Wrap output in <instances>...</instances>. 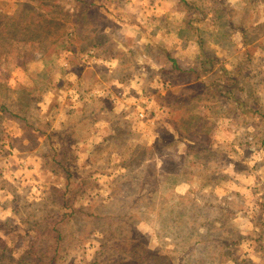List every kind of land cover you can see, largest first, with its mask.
Instances as JSON below:
<instances>
[{"label":"rangeland","instance_id":"1","mask_svg":"<svg viewBox=\"0 0 264 264\" xmlns=\"http://www.w3.org/2000/svg\"><path fill=\"white\" fill-rule=\"evenodd\" d=\"M157 24L219 52L226 110L169 94L167 114ZM228 113L254 124L211 149L207 115ZM262 186L264 0H0V264H263Z\"/></svg>","mask_w":264,"mask_h":264},{"label":"crops","instance_id":"2","mask_svg":"<svg viewBox=\"0 0 264 264\" xmlns=\"http://www.w3.org/2000/svg\"><path fill=\"white\" fill-rule=\"evenodd\" d=\"M174 13V11H173ZM122 32H125L127 30H130V28L134 27H140L141 24H116ZM182 26V24H157L155 25V28L158 29H164L165 27L168 28L167 32H170L172 36L170 35V38L163 39V40H157V37H151L153 42H150L152 44H146V49L152 56V63L154 64L152 66V69L150 70L152 74L155 76H158V78L162 79L164 82H167L170 87L166 89L164 92H161V97L159 99V104L162 105L164 108H166V112L168 114V111L172 112V117L174 119L176 118L179 110L176 108L175 105H171L168 100L167 96L169 94H173L174 98L177 99L178 102H188L185 104L190 103H196L201 110L206 111L209 110V112L214 110H226L228 103L222 101L221 99L217 100L216 98L207 97V94H210L211 92L220 94L226 93L223 89H227L226 85L224 84L226 80L228 81L229 75L231 74L226 70L227 66H223L222 63H218L220 59L219 58V52L216 51L213 56H209L208 53L204 49V42L203 39H195L190 40L186 36L183 35L182 31H175V27L177 26V29H179V26ZM141 28V27H140ZM181 29V27H180ZM156 36V35H155ZM156 52L155 55L152 54V52ZM218 55V56H217ZM219 64V67L217 66ZM225 67V68H224ZM230 91V90H229ZM219 95V96H220ZM223 95H221L222 97ZM187 97V98H186ZM224 97V96H223ZM187 99V100H185ZM175 101V103L177 102ZM227 103V104H225ZM115 105H113L114 107ZM114 109V108H113ZM117 109V108H116ZM115 109V111H116ZM92 116L94 120L98 119L99 111H97V108L93 112ZM241 118H237L235 115L232 116L229 113L227 115H207V119L210 124L214 126V135L211 140V149H217L218 147L226 144V139H224L221 136L220 131L223 132V135H225L224 126L228 128L229 126L234 128V130L238 133H240L243 126L247 124H254L253 122L244 123V119L241 120ZM23 130V129H22ZM226 132V131H225ZM19 136L20 140L23 141H29L27 137L25 136V132H21L20 134H17ZM41 138V137H39ZM37 141H40V139H37ZM30 142V141H29ZM187 143H184L182 146L183 149L177 151L176 155L179 157L185 156L187 148L189 145H193V141L191 139H187ZM187 144V145H186ZM186 147V150H184ZM17 153V159L23 163V165H28V167H32L30 169H34L35 166H30V160L31 158H35L30 155V152H15L11 153L10 156H13ZM223 155L224 153L221 152ZM38 157V156H36ZM28 163V164H27ZM19 167V166H17ZM21 173L17 172V175H19L22 178V181L17 182V187H21L23 185H29L30 181H24V176L28 177L27 172H29L28 169H25L24 166L20 168ZM7 172V171H6ZM9 174V172H7ZM10 175V174H9ZM29 180V179H28ZM19 183V184H18ZM14 185V184H13ZM21 185V186H19ZM185 186H188V183H185ZM221 188H225V184L220 185ZM220 186L217 185V188ZM189 187V186H188ZM177 188V187H176ZM264 189V186H262ZM261 188V189H262ZM257 189V188H255ZM254 189V190H255ZM261 208L264 211V204H261ZM264 213V212H263ZM15 214V211L13 210H7L6 207L2 208V211L0 210V220L1 215H4L5 219H11ZM237 218V217H236ZM252 222V220H250ZM237 222V220H236ZM251 222H247L245 224L248 225L250 223L252 226L253 224ZM254 225L255 221L253 222ZM258 237L262 238L261 243H264V226L261 229L256 228V233ZM242 248V247H241ZM254 253L261 255L258 251H261L260 249V243L255 247ZM264 250V249H262ZM227 263H232L231 260H228ZM225 264V263H224ZM264 264V263H263Z\"/></svg>","mask_w":264,"mask_h":264},{"label":"trees","instance_id":"3","mask_svg":"<svg viewBox=\"0 0 264 264\" xmlns=\"http://www.w3.org/2000/svg\"><path fill=\"white\" fill-rule=\"evenodd\" d=\"M189 23H191L189 21ZM190 26H192V24H189ZM204 47V46H203ZM227 87V86H226ZM243 105V103H241ZM62 242V234L61 232H58V235H57V240H56V249H55V254L58 253V248L60 247V243ZM59 254V253H58Z\"/></svg>","mask_w":264,"mask_h":264},{"label":"built area","instance_id":"4","mask_svg":"<svg viewBox=\"0 0 264 264\" xmlns=\"http://www.w3.org/2000/svg\"><path fill=\"white\" fill-rule=\"evenodd\" d=\"M141 115L144 116L143 113Z\"/></svg>","mask_w":264,"mask_h":264}]
</instances>
